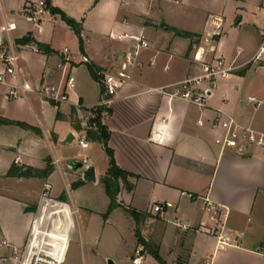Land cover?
I'll use <instances>...</instances> for the list:
<instances>
[{
    "label": "crops",
    "instance_id": "1",
    "mask_svg": "<svg viewBox=\"0 0 264 264\" xmlns=\"http://www.w3.org/2000/svg\"><path fill=\"white\" fill-rule=\"evenodd\" d=\"M38 1L0 0V26L16 25L9 36L20 56V67L33 83L61 84L72 72L76 87L69 91L68 102L55 103L35 95L11 100L7 88L0 85V241L24 245L32 233L43 229L37 221L47 205L51 211H61L53 216L55 222L49 229L55 235L56 255L64 253V264H106L110 259L115 264H131L140 249L151 262L161 263L158 256L162 264H264V151L224 148L218 141L225 132L215 124L226 115L264 133L263 92L247 96L260 100L261 109L238 94L248 74L251 78L253 71L264 74V63H253L264 40V0H169L201 13L198 30L162 20V0L122 1L121 22L95 26L89 16L108 10L107 0H51L53 7L82 27L83 50L78 56L69 50V62L63 54L66 48L57 49L53 42L57 25L75 34L61 16L47 15L38 33L22 15L26 3ZM226 9L239 15L235 29L246 24L252 30L253 45L240 41L239 52L230 55L226 34L218 55L235 66L234 73L211 88L203 106L169 102L155 89L196 74L190 61L194 39L203 33L209 16ZM141 32L150 42L142 61L153 64L135 73L103 123L109 133L108 146L127 175L119 181L118 206L105 217L111 201L102 182L110 170L104 144L88 137L86 149L76 141L62 143L70 133L77 136L80 131L76 105L90 107L100 99L101 85L82 63L83 57L101 70L117 67L129 43H98L104 35L117 39L122 33L136 36ZM29 34L54 53L46 55L34 44H17ZM153 130L163 134V144L151 142ZM85 159L95 167L96 183L83 182V170L70 169L71 161ZM48 167L52 171L47 177L37 175ZM206 198L226 212V232L234 244L225 251L217 249L216 239L208 232L213 222L205 209ZM161 202H171L175 208L155 214L153 208ZM176 221L195 229L179 228Z\"/></svg>",
    "mask_w": 264,
    "mask_h": 264
},
{
    "label": "built area",
    "instance_id": "2",
    "mask_svg": "<svg viewBox=\"0 0 264 264\" xmlns=\"http://www.w3.org/2000/svg\"><path fill=\"white\" fill-rule=\"evenodd\" d=\"M173 1L178 2L177 0ZM21 12L38 33L43 31L45 17L51 15L50 6L46 0L28 2L23 6ZM126 23L127 21H124V24ZM224 26L225 21L221 16H209L203 33L192 45L190 61L196 68V74L179 83L155 89V91L168 99L169 102L184 101L203 106L207 95L217 81L228 79L236 69L233 64H228L223 57L218 55L219 45L224 36ZM13 30H16L15 24L4 23L0 26V48L3 46L7 48L6 53L0 54V63L3 65V70L0 71V85L7 88V97L11 100H17L27 99L29 96L35 95L55 103L68 102L69 91L76 87L74 74L72 72L67 73L61 84L33 83L20 67V56L9 36ZM30 35L34 38L32 34ZM117 40L128 42L130 47L119 58L117 67L97 73L101 85L99 102L90 107L82 104L76 105L77 110L80 111L78 116L80 131L75 136V141L79 147L84 149L89 146L87 131H97L101 125H104V120L111 116L112 104L119 96L120 91L132 82L137 71L153 64V61L148 63L142 61L143 52L150 48V42L144 32L136 36L122 33L117 37ZM63 54L66 56V62H69V49H64ZM263 54L264 42L255 60ZM82 63L91 64L87 57H83ZM246 103L256 109L262 107V102L252 96L247 97ZM224 116L225 118L218 117L215 120V124L225 132L224 138L218 143H221L224 148H234L240 151L252 147L264 151V133H260L251 127H243L232 117ZM150 140L155 144H163L164 136L160 131L153 130ZM82 163L84 168L88 167L86 159ZM46 191L44 196L47 195ZM174 208L175 205L171 202H161L154 206L153 212L162 214ZM205 209L213 222V227L208 228V232L216 239L217 249L225 251L234 244L226 232V212L207 198L205 199ZM175 225L183 229H195L191 224H182L180 221H176ZM38 247L37 238L33 236L24 245H14L7 240H2L0 241V264H64V253L47 254L41 252ZM131 264L162 263L151 262L145 251L140 249L135 252ZM204 264L210 263L207 261Z\"/></svg>",
    "mask_w": 264,
    "mask_h": 264
},
{
    "label": "rangeland",
    "instance_id": "3",
    "mask_svg": "<svg viewBox=\"0 0 264 264\" xmlns=\"http://www.w3.org/2000/svg\"><path fill=\"white\" fill-rule=\"evenodd\" d=\"M122 1L125 2L126 0H107L106 3H108L109 6L108 10L100 14H95V16H91V15L89 16L92 25L93 26L102 25V23L103 24L109 23L111 25H114L117 22H121L124 11L123 9L119 8V5ZM194 1L197 2L198 0H194ZM161 3H162L161 9L163 10V14L161 15L162 20L165 19L167 22L173 25L186 27L191 30L200 29L198 21L201 13H199L197 10L187 7V4L183 2L176 4L169 0H162ZM215 14L216 16H221L225 21L223 38H225L226 34L230 36L229 45L227 47V50L230 55L239 52L238 46H240V41H242V43H246V45L248 46L253 45L254 40L253 38L249 37L250 36L249 34L252 30L249 27H247L246 24H243L242 26H239L237 29H235L236 27L234 26V24L238 21L239 15L235 14L234 12L228 9H226L225 11L217 12ZM156 16L157 18L160 17L158 14H154V17ZM245 35L247 37H245ZM104 36L105 37L103 38V41L99 42L98 44H106V41H109L112 45L119 44V42L117 41L116 38L113 37V35L111 36L109 34ZM262 38H264V33H262ZM194 41H196V39H194ZM53 42L57 49L68 48L72 56H78V54H80V40L78 36L75 35L73 32H71V30L66 28V26L64 25H57L55 29V33L53 34ZM6 50H7L6 47L3 46V48L0 49V54L6 53ZM243 58L244 56H242L240 60H243ZM256 62L257 64H261V63L263 64L264 54L259 59H256L253 63ZM191 65L193 66L192 63ZM81 73H84V70H82ZM251 73L253 74V77L252 78L249 77L248 74L242 81L243 83L242 87L238 92V94L245 99V102L247 96L255 93L257 90L262 91L264 94V74L259 72L255 73L254 71ZM221 82H222L221 80L217 81L218 84H220ZM244 99H242V101ZM51 209H52L51 206L48 207L47 205H45L43 214L40 220L37 221V224L39 223L42 224L41 227L43 229L36 231L37 233H32L31 236L37 238V245L39 246L38 248L41 252L56 255L55 246H54L55 238L53 237L55 235L52 234V229L49 228L55 222L53 220V216L59 215L61 211L57 209L51 211ZM47 212L49 213L47 214ZM59 223L60 225L57 226V228L60 230L63 225L61 222ZM56 232L58 233L61 232L60 234H62L63 231H56ZM56 240L58 241L60 239H56ZM110 260L114 262L113 259ZM100 263L101 262L96 264H100ZM106 264H108V262H106Z\"/></svg>",
    "mask_w": 264,
    "mask_h": 264
},
{
    "label": "trees",
    "instance_id": "4",
    "mask_svg": "<svg viewBox=\"0 0 264 264\" xmlns=\"http://www.w3.org/2000/svg\"><path fill=\"white\" fill-rule=\"evenodd\" d=\"M46 1H47V4H49V6H50L51 14L52 15H57V14L60 15L61 19L75 32V34L78 36V38L80 40V48H81V50H83L84 42L82 39V27H81V25L79 23H77L74 19L67 16L64 12H62L58 8L53 7L51 4V0H46ZM176 34H179L180 36H184V37L193 36L189 33H182V32H177ZM17 44L18 45L34 44L37 47L38 51L43 52L46 55H51L54 53V51L50 48V46L36 41L34 38L31 37L30 34L27 35L26 37L22 38V39L17 40ZM88 68H89V71H90L92 78L99 83L100 78H99L97 73L99 71H102V70L97 68L96 66H94L92 64H88ZM78 128L80 129V125L78 126ZM86 135H87L88 139H90V140L99 141V142L103 143L105 150L109 156L110 170H109L107 177H105L102 181L104 188H105V191H106V193H107V195L111 201L108 212L105 215V217H107L118 206L117 196L119 193V181L121 179H125V177L127 175L124 171H122L118 167V165L115 161V158H114L113 151L108 146L109 133L107 132L105 125H101L99 130H97V131L88 130ZM51 171H52V169L50 167H48L45 171H38L37 175L45 178L51 173ZM156 257L161 263H163L158 256H156Z\"/></svg>",
    "mask_w": 264,
    "mask_h": 264
},
{
    "label": "water",
    "instance_id": "5",
    "mask_svg": "<svg viewBox=\"0 0 264 264\" xmlns=\"http://www.w3.org/2000/svg\"><path fill=\"white\" fill-rule=\"evenodd\" d=\"M75 141V136L73 133H70L65 141H63V145L71 144ZM83 163L81 161H71L70 162V169L73 171H80L82 172V179L85 183H96L97 182V176H96V170L94 166H88L87 168L83 169ZM108 264H115L112 260L107 261Z\"/></svg>",
    "mask_w": 264,
    "mask_h": 264
}]
</instances>
